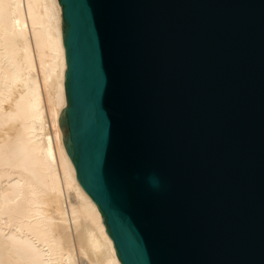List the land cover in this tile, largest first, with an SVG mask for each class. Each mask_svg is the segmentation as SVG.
Listing matches in <instances>:
<instances>
[{
  "label": "water",
  "instance_id": "1",
  "mask_svg": "<svg viewBox=\"0 0 264 264\" xmlns=\"http://www.w3.org/2000/svg\"><path fill=\"white\" fill-rule=\"evenodd\" d=\"M58 2L63 143L120 263L264 264V0Z\"/></svg>",
  "mask_w": 264,
  "mask_h": 264
},
{
  "label": "bare ground",
  "instance_id": "2",
  "mask_svg": "<svg viewBox=\"0 0 264 264\" xmlns=\"http://www.w3.org/2000/svg\"><path fill=\"white\" fill-rule=\"evenodd\" d=\"M58 0H0V264H121L59 126Z\"/></svg>",
  "mask_w": 264,
  "mask_h": 264
},
{
  "label": "clouds",
  "instance_id": "3",
  "mask_svg": "<svg viewBox=\"0 0 264 264\" xmlns=\"http://www.w3.org/2000/svg\"><path fill=\"white\" fill-rule=\"evenodd\" d=\"M149 183L153 187H159V181H158V179L155 176L149 178Z\"/></svg>",
  "mask_w": 264,
  "mask_h": 264
}]
</instances>
